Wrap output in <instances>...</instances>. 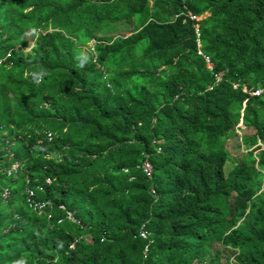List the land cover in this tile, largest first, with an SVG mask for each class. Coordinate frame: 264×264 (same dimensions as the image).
<instances>
[{"label": "trees", "instance_id": "trees-1", "mask_svg": "<svg viewBox=\"0 0 264 264\" xmlns=\"http://www.w3.org/2000/svg\"><path fill=\"white\" fill-rule=\"evenodd\" d=\"M10 49L0 149L20 132L26 170L0 150V264H264V0H0Z\"/></svg>", "mask_w": 264, "mask_h": 264}, {"label": "clouds", "instance_id": "clouds-1", "mask_svg": "<svg viewBox=\"0 0 264 264\" xmlns=\"http://www.w3.org/2000/svg\"><path fill=\"white\" fill-rule=\"evenodd\" d=\"M191 12V11H189ZM192 13V12H191ZM193 14V13H192ZM198 17L197 19H199ZM95 39V38H93ZM95 42V40H92L90 45ZM89 45V46H90ZM33 46V44H32ZM32 46H29L25 49V51H28ZM21 48V47H20ZM93 51V48H91ZM12 57V49L8 50L7 52L0 54V72H6L8 75L11 76L9 72H7V67L9 63L11 62ZM96 57V56H95ZM11 64V63H10ZM32 74V73H30ZM39 81V79H38ZM260 93L263 92V89H259ZM258 90V91H259ZM257 91V90H256ZM254 92V91H253ZM252 93V92H251ZM259 93V94H260ZM259 94H253V95H259ZM12 131V132H11ZM39 131V130H38ZM42 132L39 131V135ZM35 134H38L35 132ZM46 135L49 141L53 140V135L50 131H46ZM41 142V140H40ZM25 143V137L19 132L15 133L14 129H10L8 132H2L1 133V149L5 153L6 159L11 161V166L5 170V174L7 176H17L19 173H23L26 169L23 167L25 166V159L23 156H21V159L16 156L17 152L13 149L14 146H17L16 144ZM27 146V145H26ZM27 150V149H26ZM29 150H27V153H24L25 156L28 155ZM28 159L31 157L30 154L28 155ZM27 159V160H28ZM148 161V160H147ZM18 172V173H17ZM26 176H28L26 174ZM47 183H51V178H46ZM0 202H7L10 199H13L15 195V190L10 186V184H0ZM41 188V185H33L31 184L30 178L27 179V181L24 184V192L26 194L25 196V204L28 208L32 209V211L37 212L39 214L45 215L48 220H51L53 218V209H54V201L51 198L46 199H39L37 198V190ZM24 203V202H23ZM59 208H62L65 211L66 218L69 220H73L74 213L67 209L64 204H60ZM20 212H14L15 219H18L20 217ZM11 226L4 228V231L10 230ZM73 247V246H71Z\"/></svg>", "mask_w": 264, "mask_h": 264}, {"label": "rangeland", "instance_id": "rangeland-1", "mask_svg": "<svg viewBox=\"0 0 264 264\" xmlns=\"http://www.w3.org/2000/svg\"><path fill=\"white\" fill-rule=\"evenodd\" d=\"M130 32V29L128 27V25L125 22H111L108 21L106 22L101 29L99 30V32L97 33V36L102 37L103 39H105L106 41H110L112 40L114 37L117 36H122V35H128ZM95 40V39H93ZM239 125L241 127H243L242 122L239 123ZM252 130H250V134H251ZM244 135V136H243ZM249 135V133H247L246 131H239V133L230 138L227 142V146L230 149V153L232 155L231 160L227 163L226 165V171H229L230 169H232V167L235 165L237 158L241 157L243 155V143L245 141H247L248 137H245ZM242 151V152H240ZM218 248V245H215V249ZM225 257V255H224ZM222 259V263L223 264H228L226 262V260Z\"/></svg>", "mask_w": 264, "mask_h": 264}, {"label": "built area", "instance_id": "built-area-1", "mask_svg": "<svg viewBox=\"0 0 264 264\" xmlns=\"http://www.w3.org/2000/svg\"><path fill=\"white\" fill-rule=\"evenodd\" d=\"M189 15H190V17H191L192 19H197V18H198L197 16L193 15L191 12H189ZM259 93H260V90H259V91L257 90V91L252 92V94H259ZM142 168H143L144 172H145L148 176L151 175L152 166H151V164H150L149 161H145V162L142 164ZM143 235H144V233H143Z\"/></svg>", "mask_w": 264, "mask_h": 264}]
</instances>
